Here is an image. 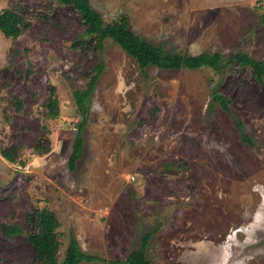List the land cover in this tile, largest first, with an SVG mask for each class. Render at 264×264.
Segmentation results:
<instances>
[{
  "label": "rangeland",
  "instance_id": "374dc122",
  "mask_svg": "<svg viewBox=\"0 0 264 264\" xmlns=\"http://www.w3.org/2000/svg\"><path fill=\"white\" fill-rule=\"evenodd\" d=\"M90 1L108 23L128 14L138 34L167 50L264 59V0ZM5 8L32 25L18 37L0 29V225L20 227L12 238L0 230V264H31L30 214L42 207L61 221V261L73 233L101 258L80 264H129L154 230L148 256L159 264H264V87L248 68L221 81L209 66L145 72L111 37L74 46L88 23L72 3L0 0ZM100 62L72 170L81 120L74 92ZM50 85L59 100L53 119ZM214 89L230 98L251 141L213 102ZM13 145L10 161L2 150Z\"/></svg>",
  "mask_w": 264,
  "mask_h": 264
},
{
  "label": "trees",
  "instance_id": "16d2710c",
  "mask_svg": "<svg viewBox=\"0 0 264 264\" xmlns=\"http://www.w3.org/2000/svg\"><path fill=\"white\" fill-rule=\"evenodd\" d=\"M59 1L74 4L82 14L83 19L88 23L84 35L73 42L74 46L79 42H83L85 36H89L90 39L96 38L99 46L102 47L104 39L111 37L129 55L137 60L139 66L145 72L149 65H157L165 69L209 66L220 75L221 81L227 73L232 72L236 68H248L250 75L257 79L264 87V59L256 58L246 50H238L230 54H223L220 51H202L197 54L174 52L138 34L132 28L130 17L126 13L121 14L113 23H108L102 16V13L92 5L90 0ZM261 17L264 23V12ZM31 25L32 20L19 10L5 8L0 13V29L7 37H18L26 32ZM94 70V73L92 71L88 73L90 80L87 87L77 89L74 92L81 120L73 142V153L69 159V165L72 170H76L77 162L84 153L85 139L83 129L89 115L87 99L91 97L99 74L103 70V63H98L94 67ZM55 89L54 85H50L51 92L46 101L47 113L52 119L56 118L59 114V100L55 94ZM213 102H218L235 118L237 127L241 131L243 138L251 141L244 133L243 120L234 113L230 98L226 94L214 89ZM14 105L17 110H21L23 101L17 98L14 101ZM16 150L17 145H13L9 149H3L2 153L7 159L14 161ZM30 216L35 218L37 223V230L28 231V239L34 246V257L31 264H80L84 260L101 259L98 255L90 254L84 250L76 236L71 233L66 255L61 261L59 258L61 247L59 236L61 232L59 228L61 221L57 213L49 207H42L32 212ZM0 230L6 237L12 238L20 230V227L15 223L3 222L0 225ZM154 233V230H149L142 235L140 245L134 247L126 258L129 264H159L148 256V248ZM109 262L119 263L117 260Z\"/></svg>",
  "mask_w": 264,
  "mask_h": 264
}]
</instances>
